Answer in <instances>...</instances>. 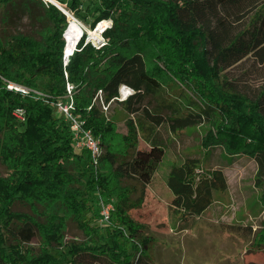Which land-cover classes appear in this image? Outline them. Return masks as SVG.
<instances>
[{"label": "trees", "instance_id": "1", "mask_svg": "<svg viewBox=\"0 0 264 264\" xmlns=\"http://www.w3.org/2000/svg\"><path fill=\"white\" fill-rule=\"evenodd\" d=\"M57 1L80 20L85 19L83 6L93 7L92 28L107 18L113 25L104 30L108 40L99 48L86 43L84 34L65 64L66 13L46 0H0V164L10 171L0 175V264H59L48 247L63 236L65 217L50 210L62 203L79 215L89 198L98 205L99 196L115 200L112 226L116 220L123 229L114 226L111 235L101 234L102 239L112 237L109 247L93 245L94 240L67 246L73 264H86V258L93 264L103 255L107 264H155L149 254L151 239L116 200L129 193L117 195L115 179L149 184L173 142L169 134L209 123L203 145L252 156L263 183L264 87L250 96L224 72L249 56L264 63V0ZM23 16L31 31H11L14 19ZM168 73L196 97L166 92L163 79ZM8 81L54 98L66 93L67 82L74 84L77 109L104 148L99 164H92L86 149L73 147L69 124L52 103L10 90ZM122 85L133 92L119 100ZM98 90L106 103L115 99L128 112L126 134L94 103ZM19 107L26 110L20 125L14 115ZM201 164L189 155L172 165L168 176L171 206L183 220L203 214L215 192L228 187L221 168ZM17 204L28 205L30 211L15 209ZM37 235L45 238L47 248L30 250L28 258L22 245ZM119 235L136 244L129 251L121 248Z\"/></svg>", "mask_w": 264, "mask_h": 264}, {"label": "rangeland", "instance_id": "2", "mask_svg": "<svg viewBox=\"0 0 264 264\" xmlns=\"http://www.w3.org/2000/svg\"><path fill=\"white\" fill-rule=\"evenodd\" d=\"M92 8L87 9L85 4L82 8L85 19L76 18L86 29L92 28V24H89L93 21ZM67 18L69 25L68 15ZM107 19L111 24L106 30H110L113 20ZM10 28L11 31L30 32L31 24L29 19L23 16L15 18ZM105 31L102 34L103 40L100 39L101 42L89 39L86 31L83 35L85 34V39H89V42L99 48L108 40ZM63 37L65 39L64 35ZM161 66L166 68L163 63ZM226 72L224 77L232 80L241 91L250 96L264 87V63H260L254 56L246 57ZM163 82L166 92H173L176 95L181 91L189 97H196L193 90L183 85V82L171 73L165 76ZM39 83L41 87L42 80ZM98 92L99 90L93 101ZM96 103L106 112L107 119L114 124L117 131L122 134L128 132L129 114L119 101L112 102L108 109L100 99ZM15 122L18 125L23 123L17 120ZM209 129L210 124L204 123L188 127L178 133H170L169 138L173 142L167 146L166 155L154 173L152 181L144 185L137 179L124 178L118 182L120 178L116 177L114 183L116 188L113 186L115 193L117 195L121 192L126 193V190L129 193L124 199L119 195L116 196V200L122 204V207L126 206L130 218L141 226L139 232L151 239L149 254L155 264H264V179H262L263 183L258 179L257 161L247 154L231 155L222 145L204 146L203 140ZM117 140L119 138L115 141ZM189 155L200 158L204 167L221 168L226 175L228 187L226 190L215 192L214 202L203 215L183 220L171 206L174 195L168 186V176L172 165L181 163ZM106 171H109V168ZM9 172L5 165L0 164V175L6 176ZM72 172L77 171L72 170ZM96 206L98 207L97 204ZM96 206L89 198L85 209L79 215L64 208L62 203L50 210L59 218L65 217L64 226L61 228L63 236L59 237L56 244L53 243L55 245L48 247L50 252L58 256L59 264L74 263L67 247L71 244L84 242L86 244L94 240L93 245L102 244L105 247L113 245L112 237L102 239L101 234L111 235L115 227L122 230L123 224L115 220L112 226V215L108 220L109 223L103 222L101 216L95 212ZM111 207L110 211L113 214L116 208L115 202ZM15 209L30 211V207L24 204H17ZM55 221L58 222V219L56 218ZM1 231L5 235L4 227H1ZM119 236L121 248L129 251L134 243L136 244L131 239L127 240V238L123 239L122 235ZM4 237L6 238V235ZM44 242L45 238L37 235L28 245H22L26 250L24 253L28 258L32 257L30 250L39 253L40 249L47 248ZM138 248L139 246L133 249ZM102 258L93 264H107L106 255ZM92 261L91 258H86V264Z\"/></svg>", "mask_w": 264, "mask_h": 264}, {"label": "built area", "instance_id": "3", "mask_svg": "<svg viewBox=\"0 0 264 264\" xmlns=\"http://www.w3.org/2000/svg\"><path fill=\"white\" fill-rule=\"evenodd\" d=\"M87 42H89V39L86 40V43ZM69 57L67 58L65 53L64 55L65 64L68 63ZM6 86L8 89L13 90L15 92H20L23 95L33 94V96L37 99H42L47 103H52L53 107L56 109L59 115L64 119V121H66L69 124L73 137V141H72L73 147L77 150L86 149L90 153L92 164L95 166L99 164L100 159L104 154V148L101 144L100 138L94 134L91 128L87 127L85 117L77 109V105L74 97L76 87L74 86V84L67 82L66 93L57 98H54L52 95L41 89L31 88L16 82L8 81L6 83ZM120 95L122 96L121 90H120ZM99 99L103 102L105 107L107 105L106 107L107 109L109 108L110 104H112V102L115 100L112 99L110 102L106 103L104 99L103 90H99L98 94L95 97L94 103H96V101H99ZM118 99L123 100L125 98L118 97ZM14 115L17 121L24 122L26 120L25 108L22 107L17 108L14 111ZM114 201H115L114 199L109 201L106 200L103 196H99V200H98L99 215L101 216V220L105 223H109L108 220L112 215L110 211V209L112 208L111 204H113Z\"/></svg>", "mask_w": 264, "mask_h": 264}, {"label": "bare ground", "instance_id": "4", "mask_svg": "<svg viewBox=\"0 0 264 264\" xmlns=\"http://www.w3.org/2000/svg\"><path fill=\"white\" fill-rule=\"evenodd\" d=\"M68 16H69V25L65 32V39H66L65 53L68 56H71L72 52L76 50L77 44L79 43L83 35V32L86 31L88 33L89 39L96 42H101L103 40L102 38L103 31L106 28H108L111 24L110 20H104V21L100 20L99 22L96 23V25L93 28L88 27L86 29V27L82 25L76 19L77 17L70 11L68 12ZM101 38L102 40H100ZM120 90H121V94L124 95L123 98H126L132 92V88H130L127 85H122Z\"/></svg>", "mask_w": 264, "mask_h": 264}, {"label": "water", "instance_id": "5", "mask_svg": "<svg viewBox=\"0 0 264 264\" xmlns=\"http://www.w3.org/2000/svg\"><path fill=\"white\" fill-rule=\"evenodd\" d=\"M46 1H49V2H51V3H53V4H55L56 6H58L64 13H66L67 15H68V10L65 8V5H62L61 3H58V1L57 0H46ZM66 32V31H65ZM64 36H65V34H64ZM66 57L68 58L69 56L68 55H66Z\"/></svg>", "mask_w": 264, "mask_h": 264}, {"label": "crops", "instance_id": "6", "mask_svg": "<svg viewBox=\"0 0 264 264\" xmlns=\"http://www.w3.org/2000/svg\"><path fill=\"white\" fill-rule=\"evenodd\" d=\"M212 205V204H211ZM210 208V207H209ZM204 214V213H203ZM203 214H201V215H203ZM201 215H199V216H201ZM199 216H197V217H199Z\"/></svg>", "mask_w": 264, "mask_h": 264}]
</instances>
